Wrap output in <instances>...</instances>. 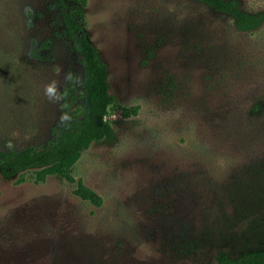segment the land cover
Wrapping results in <instances>:
<instances>
[{
  "label": "rangeland",
  "instance_id": "1",
  "mask_svg": "<svg viewBox=\"0 0 264 264\" xmlns=\"http://www.w3.org/2000/svg\"><path fill=\"white\" fill-rule=\"evenodd\" d=\"M82 26L106 67L113 137L71 174L101 203L33 170L0 177V264H214L260 248L264 22L239 31L193 0H85ZM82 79L55 0H0V148L46 145L83 110Z\"/></svg>",
  "mask_w": 264,
  "mask_h": 264
},
{
  "label": "trees",
  "instance_id": "2",
  "mask_svg": "<svg viewBox=\"0 0 264 264\" xmlns=\"http://www.w3.org/2000/svg\"><path fill=\"white\" fill-rule=\"evenodd\" d=\"M55 1L65 35L80 57L83 72L81 88L85 105L77 115L49 128L51 140L46 145L39 148H0V177L9 179L27 170L34 171V181H42L46 176H56L73 183L72 193L75 196L98 206L101 203L100 197L79 178L72 176L71 167L91 143L113 137L112 128L103 118L107 108L113 103V97L108 93L105 64L89 43L82 26L85 0H75L77 6L71 8L67 7L65 0ZM193 1L229 17L239 31H251L264 22V8L244 11L238 0ZM120 111L124 116L132 115L136 112V106L122 107ZM214 264H264V244L258 249L243 251L234 257L218 253Z\"/></svg>",
  "mask_w": 264,
  "mask_h": 264
},
{
  "label": "clouds",
  "instance_id": "3",
  "mask_svg": "<svg viewBox=\"0 0 264 264\" xmlns=\"http://www.w3.org/2000/svg\"><path fill=\"white\" fill-rule=\"evenodd\" d=\"M66 79H71V74H66ZM45 95L48 96L49 99L51 100H60L62 98L61 94L57 93L56 89V82L53 81L50 84L45 86ZM70 117L68 116L67 113H63L61 115V121L68 120Z\"/></svg>",
  "mask_w": 264,
  "mask_h": 264
}]
</instances>
